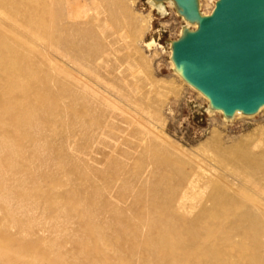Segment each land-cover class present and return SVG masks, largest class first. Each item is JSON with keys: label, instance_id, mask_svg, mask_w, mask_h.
Segmentation results:
<instances>
[{"label": "bare ground", "instance_id": "6f19581e", "mask_svg": "<svg viewBox=\"0 0 264 264\" xmlns=\"http://www.w3.org/2000/svg\"><path fill=\"white\" fill-rule=\"evenodd\" d=\"M80 1L46 0L25 11L15 10L17 28L0 21V153L6 152L0 156V178L10 181L0 182V209L10 218L20 214L21 220L15 221L21 231L37 228L34 238L24 239L25 245H36L37 249L43 229L34 224L31 215L39 206L25 186L32 175L31 160L21 152L25 148L35 152L40 147L38 122L62 116L65 148L72 146L75 122L81 157L93 164L94 179L103 182L94 189L98 212L91 232L101 247L86 251L84 264L123 259L130 264H264V128L257 127L229 145L213 133L193 149L175 144L170 149L167 135L158 134L117 103L128 100L124 94L127 86L124 83L125 92L121 93L114 85L118 79L115 63H109L103 44L107 36L102 28L107 18H100L98 9L102 7L112 19L120 17L125 34H142L149 27L150 16L135 17L132 25L122 0H96L97 4H91L95 11L92 18ZM197 5L200 10L199 0ZM44 14L49 17L43 29ZM192 23L196 28L197 22ZM43 32L46 43H35ZM152 44L145 42L147 47ZM44 54L49 56L48 67L34 61ZM133 105L130 107L138 113L144 112L140 105ZM263 108L261 105L255 113ZM241 114L236 110L231 117ZM31 129L37 133L32 134ZM203 146H211L212 160L234 167L230 181L196 157ZM86 162L84 170L88 171ZM66 207L70 212L75 210L71 203ZM41 208L43 213L64 209L52 197L46 198ZM82 226L86 229L88 223ZM104 230L120 236L115 247L103 237ZM10 236L0 237L1 264H28L15 252L22 236L19 239L16 235L17 243L15 236Z\"/></svg>", "mask_w": 264, "mask_h": 264}, {"label": "rangeland", "instance_id": "374dc122", "mask_svg": "<svg viewBox=\"0 0 264 264\" xmlns=\"http://www.w3.org/2000/svg\"><path fill=\"white\" fill-rule=\"evenodd\" d=\"M81 1L87 5V15L93 18L95 16V11L92 10L91 4H97L96 0ZM199 1V12L201 15H208L216 2L215 0ZM45 2L46 0H0V21L3 22L5 26L17 28V24L13 19L15 10L25 11L30 9L33 4H45ZM122 2L128 9L127 16L132 25L136 24L135 17L136 19H143L145 17L147 18L149 15L151 20L149 19V27L142 34H131L128 32L125 34L122 29L123 20H121L120 17L112 19L107 11L104 12V10H102V7L98 9L100 18H107V22L102 28L103 33L107 36L103 44L104 50L109 54L107 57L109 58V63L112 65L115 63L114 73L118 79L114 81V85L118 87L121 93L126 91L124 94L128 96V100L125 102L117 100L119 105L128 109L148 127L150 126V128L152 127V129H155V132L158 134L161 132L167 135L171 141L170 149L172 144L180 145L184 149H193L203 143L213 133L217 136L221 135L225 141L224 144L229 145L237 139H243L245 135L252 132L253 129L257 127L264 128V108L255 114H241L233 117H226L221 110L217 112L213 109L209 105L208 99L196 88L184 81V79L176 73L175 68H172L170 55L171 43L178 39L185 31H192L195 29L193 23L185 22L184 18L178 13L176 4L173 0H149V2L148 0H122ZM92 11L94 15H92ZM11 12H13V14H11ZM48 17L47 14H44V18H42L41 25L43 29L48 24ZM46 41L47 34L43 32L40 40H36L35 43L44 44ZM110 42L112 45L109 44ZM145 42H153V44L151 47H147L145 46ZM108 45L111 46L109 47ZM47 56L46 54L39 55V57H35L34 61L41 63L44 67H48L49 56ZM56 58L58 62H62L59 57ZM117 65L121 71L117 68ZM117 70L123 72L120 74ZM57 73L60 76L62 75L59 71ZM118 83L121 87L123 86L122 89H120ZM124 83H126L127 89H125ZM135 83H137V87ZM153 83L155 84L153 85ZM134 86L136 89L132 88ZM124 89L125 91H123ZM132 89L137 92L135 91V93ZM128 90H130V92ZM131 91H133L134 94ZM133 104L143 107L144 112L140 113L139 111L138 113V109L133 108L135 107ZM36 117H38V115ZM1 119L2 118H0V121ZM4 121L7 122V120ZM38 124V127L41 128V132L40 135L36 134V137L39 135L41 141L39 146L42 147L36 148L35 152L25 148L21 153L31 160L28 164L29 171L32 175L29 176L27 180L25 179V186L30 190L31 194L38 202V209H34V213L32 212L31 215L34 217V224L36 223L39 228L43 229L41 240L37 244V249L35 247L36 245H25L27 242L26 240L34 236L33 233L36 232L37 228L32 226L29 229L23 228L24 231H21L15 221L21 220L20 214H16L10 218V216H6L1 209L0 227L2 228H0V233H2V235H0V237L3 239L2 236L6 237L8 234H12L13 238L15 236L13 239L14 242L17 243L19 241L18 238L20 239L22 236L23 238L21 237L20 239L21 243L15 244V246L18 247H15V252L20 256L21 261L23 260L22 262H29L28 264H84L86 260L85 252L89 250L92 251L95 247H101V243L97 242L96 237L92 236L91 232H93L92 225L95 222L94 219H96V214L98 212V210H96L98 209L97 198H93L94 189L95 185L102 186L103 182L100 179H94L93 172L91 171L93 164L91 162L85 161L88 163V171L84 170L85 162L80 154L81 138L78 129H76L78 128L77 123L73 122L72 124L74 139L70 149H68V147L65 148V143L62 138L66 126L62 116H56L51 119V121L45 123L38 122ZM1 127L0 122V130ZM51 130L56 133H51ZM31 132L32 134L37 133L34 129H31ZM175 145H172V148ZM210 147L211 146H203L198 149L195 153L196 157L202 160L208 169L222 173L226 179L230 181L233 176L232 172H234V167L231 165L229 166V164L224 165L225 162L218 163V161L212 160ZM5 154L6 152L2 151L0 156L2 157ZM69 154L72 155L71 158ZM31 179H34L33 182L30 181ZM93 180H95V182ZM0 182L6 184L10 183L9 180L5 179L2 181L1 178ZM51 197L56 199L58 204L63 206L64 209L62 211L52 210L49 213H43L41 206H44L46 198ZM83 199H85V201ZM70 203L72 206H75V210L72 212L68 211V207H66ZM118 203L120 205L122 204L121 201H118ZM76 204L78 205L76 206ZM61 219L64 222H61ZM83 222L88 223L86 229L82 226ZM72 224L74 226H72ZM55 225L58 226L56 227ZM77 226L79 227L77 228ZM16 229H19L21 232L17 233ZM31 230L33 232H31ZM65 231H67V233ZM104 232L105 234L103 237L108 238L115 247L118 240H120V236L113 232L107 234V230H104ZM110 235L112 237H110ZM16 238L18 241L15 240ZM10 239L12 240V238ZM40 246L45 248H41ZM142 256L144 255L141 254V257ZM151 259L152 258H150V260ZM33 260H35V263ZM103 264L130 263L123 259L120 262L110 261L109 263Z\"/></svg>", "mask_w": 264, "mask_h": 264}, {"label": "water", "instance_id": "95a60500", "mask_svg": "<svg viewBox=\"0 0 264 264\" xmlns=\"http://www.w3.org/2000/svg\"><path fill=\"white\" fill-rule=\"evenodd\" d=\"M178 13L197 22L171 43L176 72L231 117L264 105V0H216L201 15L197 0H173Z\"/></svg>", "mask_w": 264, "mask_h": 264}]
</instances>
